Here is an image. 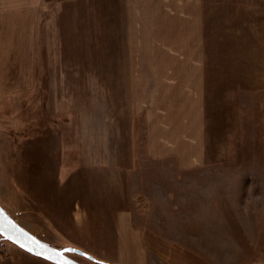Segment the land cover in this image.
<instances>
[{"label": "rangeland", "instance_id": "obj_1", "mask_svg": "<svg viewBox=\"0 0 264 264\" xmlns=\"http://www.w3.org/2000/svg\"><path fill=\"white\" fill-rule=\"evenodd\" d=\"M56 2L0 0L15 11L0 78L21 90L0 94L5 210L43 241L108 264H264V0H159L158 21L142 13L129 87L67 70L122 60H72L67 45L61 55L38 42ZM30 65L46 76L23 75ZM45 190L70 204L55 210ZM33 257L0 236V264Z\"/></svg>", "mask_w": 264, "mask_h": 264}, {"label": "crops", "instance_id": "obj_2", "mask_svg": "<svg viewBox=\"0 0 264 264\" xmlns=\"http://www.w3.org/2000/svg\"><path fill=\"white\" fill-rule=\"evenodd\" d=\"M44 8L46 14L42 19L44 20L43 25L40 27L42 29V35L40 37V41L38 42L55 44L57 52H60L61 55H63L65 51V45H67L66 50L73 53L70 56V59L72 60L75 59V51H81L83 53L82 58L84 59L93 58L90 53L97 52L98 54L103 55L96 56L95 58H104L109 60L119 59L123 61L119 67H105L99 69L101 70L100 72L98 69L95 71V69L91 67L86 69L82 68L80 69L81 71H75V67H71L67 69L69 70V74H82L91 76L103 74L104 76H120L126 77L124 78L125 82L127 80V82L123 83L122 85L129 87L134 84L135 79L133 77L138 75V69L134 67L132 61L141 58L137 55L136 45H138L139 41H141L138 39V37L143 35L141 31V29L144 27V23L142 22V13L144 12L146 14V19L148 20L150 18L151 22H154L153 17L155 13L156 20L158 21L159 0H57L55 4L50 6L44 5ZM14 13L15 11L12 10L11 13L10 9L0 10V39L3 38V34L6 33L4 28H9L11 25L10 22H15ZM47 72V68H40L38 65L33 69L32 72L30 65L28 72H24L23 75L28 76L27 74H29L30 77H33V75L41 77L46 76ZM0 75H3L4 77L7 74L0 73ZM129 77L131 78L128 79ZM24 79V83H26L27 79ZM5 80L6 79L0 78V94H4L5 92L9 91H12L11 93L18 91L21 92V90L16 89L14 80L13 85H11L13 88L10 89L7 86L5 87ZM7 80H10V78L8 77ZM31 86L32 85L27 86V89L31 88ZM109 86L110 85L107 84V88ZM108 89L113 90L112 88ZM3 94L2 96L0 95V102L4 101L1 100L4 98ZM116 137L126 138L125 132L122 131L121 133V131H119V134L116 135ZM187 138H195V136H188ZM10 149L14 152L18 150L16 146H13L12 148L8 147V154L11 153ZM8 166L9 170L12 171V167L15 166V164L12 162V160H9ZM172 168H174V165ZM13 169H15V167H13ZM123 170H125V167ZM170 170L171 169L168 168V171ZM79 179H81L80 176ZM45 193L48 198L47 202L53 204L55 206V210H57L56 205L57 208L62 211V205L64 203L70 204L69 196L68 201L63 200L61 198L60 191L55 192L54 195L50 193V191L46 190ZM1 199L0 205L6 209L2 204L3 201ZM22 203L23 201H20V204ZM20 204L18 203V205ZM23 204L24 206L27 205L26 203ZM6 210L8 212L10 211L8 209ZM25 210H27V208ZM68 210H70V205L68 206ZM23 227L26 228L25 226ZM30 232L33 233L32 231ZM33 234L36 235L35 233ZM31 255L35 256L33 254ZM29 259L30 261H28L31 263L33 262L34 264H49L47 262H50L43 258L37 259L33 257Z\"/></svg>", "mask_w": 264, "mask_h": 264}, {"label": "water", "instance_id": "obj_3", "mask_svg": "<svg viewBox=\"0 0 264 264\" xmlns=\"http://www.w3.org/2000/svg\"><path fill=\"white\" fill-rule=\"evenodd\" d=\"M0 223H2V227H0V236L1 237L12 242L13 244L18 246L19 248H21L20 247L21 244L25 245V247L21 248V249H23L27 252H29L27 250L28 248H32L33 251L29 252V253H31L37 257L48 260V259L44 258L43 256H38L35 254L37 251H40V249L37 247L36 242H38L40 245H46L47 246V248L49 249V251L46 253L47 255H52V254H54V252H61L64 249H73L74 251L64 253V259L72 262V264H83V263H80V262L76 261L75 259L71 258L68 255L70 253L79 254V255L87 257L89 259H93L89 254H87L86 252H84L78 248H75L72 246H67L64 248H58V247H55V246L43 241L42 239H40L39 237H37L36 235L31 233L29 230H27L26 228L21 226L1 205H0ZM48 261H50L54 264H62L59 257H57L56 260H48Z\"/></svg>", "mask_w": 264, "mask_h": 264}, {"label": "snow or ice", "instance_id": "obj_4", "mask_svg": "<svg viewBox=\"0 0 264 264\" xmlns=\"http://www.w3.org/2000/svg\"><path fill=\"white\" fill-rule=\"evenodd\" d=\"M0 227H2V223H0ZM37 247L40 249V251H37L35 254L38 256H43L44 258L48 259V260H56L57 257L60 258V261L62 262V264H72V262L67 261L64 259V253L65 252H70V251H74L73 249H64L61 252H54V254L52 255H47L46 253L49 251V249L47 248L46 245H40L38 242H36ZM21 248H24L25 245L21 244L20 245ZM29 252H32L33 249L32 248H28L27 249Z\"/></svg>", "mask_w": 264, "mask_h": 264}, {"label": "trees", "instance_id": "obj_5", "mask_svg": "<svg viewBox=\"0 0 264 264\" xmlns=\"http://www.w3.org/2000/svg\"><path fill=\"white\" fill-rule=\"evenodd\" d=\"M93 262H95V263H98V264H108V263H105V262H103V261H100V260H98V259H95V258H93V259H91Z\"/></svg>", "mask_w": 264, "mask_h": 264}]
</instances>
